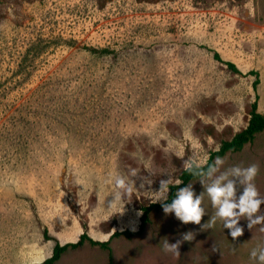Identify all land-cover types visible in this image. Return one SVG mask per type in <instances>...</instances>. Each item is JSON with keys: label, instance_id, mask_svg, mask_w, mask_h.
<instances>
[{"label": "rangeland", "instance_id": "374dc122", "mask_svg": "<svg viewBox=\"0 0 264 264\" xmlns=\"http://www.w3.org/2000/svg\"><path fill=\"white\" fill-rule=\"evenodd\" d=\"M256 101L263 113L264 0H0V264L42 262L83 233L106 246L87 237L53 264H264V223L241 217L235 241L219 217L202 227L208 186L225 176L243 195L236 167L258 166L264 198V129L178 187L202 197L201 225L160 206L141 227L166 200L160 180L205 164ZM115 175L134 185L118 201Z\"/></svg>", "mask_w": 264, "mask_h": 264}, {"label": "clouds", "instance_id": "9594fccd", "mask_svg": "<svg viewBox=\"0 0 264 264\" xmlns=\"http://www.w3.org/2000/svg\"><path fill=\"white\" fill-rule=\"evenodd\" d=\"M220 161L218 157L216 159ZM187 171L191 169L186 167ZM212 169H209L211 172ZM259 168L256 164H252L243 170L239 167L233 169L235 175H243L241 184L245 185L243 195L240 196L238 203L235 202V182L229 181L226 185L221 184V180L225 179V176L220 177L212 185L207 187V193L211 199V204L217 209L215 216H213L203 228H212L216 224V218L219 217L223 221V228L229 230V235L233 241L241 237L244 233V228L238 226L240 218L245 217L248 220L247 227L251 229L254 225L264 223V215H257L260 211L261 204H264V198H260V194L253 183L257 176ZM133 177L137 176L135 170L131 171ZM109 183H114L116 191L113 194L114 200H119L123 193L130 194L133 191L134 185L129 183L123 176L115 175L109 178ZM170 180H160V189L158 192H153L155 196V202H160L161 198L167 199L165 193L168 191ZM175 183L179 185L181 180H176ZM140 188H144L145 184L141 180L139 183ZM176 197L171 204L162 203V209L167 215L171 212H175L176 217L184 224L193 223L195 225H201L202 218L205 215V210L201 207L202 197L195 196L191 190V186L182 188L176 193ZM238 210V211H237ZM255 216V218H253ZM193 233L188 232L183 236L181 240H177L175 243L164 244V251L180 254L181 245L187 241L191 242L193 239ZM213 251H217L215 245L212 246ZM251 256H256V251L251 252ZM259 259L264 261V252H261Z\"/></svg>", "mask_w": 264, "mask_h": 264}, {"label": "trees", "instance_id": "16d2710c", "mask_svg": "<svg viewBox=\"0 0 264 264\" xmlns=\"http://www.w3.org/2000/svg\"><path fill=\"white\" fill-rule=\"evenodd\" d=\"M215 57L222 61L223 59L220 57L219 53H215ZM224 61V60H223ZM224 63L231 69L236 70V66L231 61H224ZM256 71L252 70L250 73L255 74ZM257 79L254 81V86H257ZM258 103L257 101L252 104L251 114L250 118L248 120V123L246 127L241 130L240 132L236 133L231 139L222 141L220 147L218 150L213 151L210 153V156L205 164H195L192 163L188 168H190V171H187L184 169L180 175V179L182 183L179 185H169L170 191L168 198L163 202L167 204H171L173 200L176 197L177 189L179 186L185 185L189 180L202 177L204 175H207L209 173V169L214 168V158L215 157H221L223 156L227 151H237L240 150V148L248 141L252 140L257 132H260L264 129V112L261 113L258 110ZM162 205L159 203H154L151 205H147L143 207V214L141 216V227L144 226V224L148 221V215L152 207H160ZM130 234V231H117L114 234ZM88 235L83 233L78 241L76 242H66V243H60L56 241L52 255L45 259L42 262L32 263V264H53L55 261H57L63 252H65L69 247H77L81 245L84 242V239L87 238ZM89 241L93 244H100L101 246H106V242H98L90 237H88Z\"/></svg>", "mask_w": 264, "mask_h": 264}]
</instances>
